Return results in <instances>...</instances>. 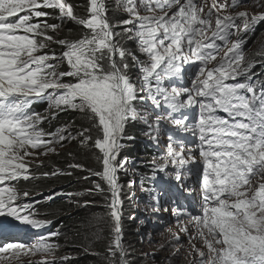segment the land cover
Listing matches in <instances>:
<instances>
[{
    "label": "snow or ice",
    "instance_id": "1",
    "mask_svg": "<svg viewBox=\"0 0 264 264\" xmlns=\"http://www.w3.org/2000/svg\"><path fill=\"white\" fill-rule=\"evenodd\" d=\"M262 22L264 0H0V264L75 259L56 256L62 233L45 234L53 221L35 199L60 193L21 187L60 176L91 184L67 195L103 201L75 202L104 208L93 235L103 236L101 222L110 234L104 254L82 250L105 264H131L122 218L133 195L125 187L135 181L120 180L129 173L121 153L134 123L165 148L153 176L171 166L176 182L193 172L199 181L200 213L175 211L178 231L168 229L160 247L177 256L183 233L187 264H264V46L252 56L245 48ZM69 23L78 35L61 36ZM38 102H47L43 112L34 110ZM68 112L86 125L45 127ZM72 142L98 150L99 168L69 152L64 168L40 170L41 157L59 156ZM161 210L168 211L151 205L153 214ZM21 230L26 241L15 234Z\"/></svg>",
    "mask_w": 264,
    "mask_h": 264
},
{
    "label": "trees",
    "instance_id": "2",
    "mask_svg": "<svg viewBox=\"0 0 264 264\" xmlns=\"http://www.w3.org/2000/svg\"><path fill=\"white\" fill-rule=\"evenodd\" d=\"M74 2L82 4L84 0H74ZM78 12L83 14V8H78ZM52 22V21H50ZM72 28V33H67V29ZM80 29L78 26L71 23L67 24L64 31L60 33L61 36L68 34L70 36L78 35ZM127 47L135 50L136 45L133 42H129ZM59 51V49H57ZM34 110L43 112L47 108V102H38L33 105ZM69 120H75L77 124L82 122L86 125V121L76 113H61L55 121L45 124L46 128H54L63 122ZM144 127L139 123L130 124L127 128L129 136L134 139L124 141L125 147L121 153L122 156L129 158V173L128 175L121 174L120 182L124 185L133 179L132 173L140 175L141 179L136 186V182L131 189L125 187V193L133 194L130 200L126 199L123 207L122 224L124 229L123 243L130 253L128 259L131 264H154L150 262V259H160L161 252L153 253L150 250V246L153 243V239L150 234L157 235L162 225L169 226L174 217L170 214L158 213L144 214L138 209L137 198L135 197V189H145L144 194L151 195V198L155 197V200L159 201L161 208L169 203L168 197H174L173 187L160 183V180L165 178V175L156 171L153 176L154 166L153 160L159 162L163 156V152L160 147H157L155 143L150 141L144 134ZM71 152L75 157V162L83 163L86 167L92 169H98L99 165L96 162V154L98 150H86L81 148L77 143L72 142L66 144L60 151V155H51L49 157H41L44 160L45 167L41 168V171H48L53 166L64 168L66 164L72 159L67 154ZM76 176L87 175L86 172L77 171ZM95 179V177H93ZM91 187V184L84 180L77 181L73 177L60 176L52 179H45L35 181V192L37 193H50L57 188H63L59 195L51 201H45L42 197L36 196V200H40L38 205L42 213L47 214V218L53 221L52 225L47 231H59L62 235L59 237L58 242L62 245L61 249L56 253L59 258L64 255L75 257L69 264H105V261L97 255L86 254L82 248L90 246V252L104 254L110 234L108 232L107 224L101 222L104 227V234L100 239H95V228L91 225L96 223L94 217H101L105 214V209L99 206H92L88 208L77 207L75 202L83 203L85 200L95 199L99 203H103L102 198L99 195L89 196L87 194L82 196H69L68 193L83 192L84 189ZM163 197L161 198V195ZM164 199V203H163ZM169 203V204H168ZM144 204V203H143ZM169 235V232L163 234ZM163 253L165 256L170 252V248H165ZM154 251V250H153ZM170 255V254H169Z\"/></svg>",
    "mask_w": 264,
    "mask_h": 264
},
{
    "label": "rangeland",
    "instance_id": "3",
    "mask_svg": "<svg viewBox=\"0 0 264 264\" xmlns=\"http://www.w3.org/2000/svg\"><path fill=\"white\" fill-rule=\"evenodd\" d=\"M250 11L252 9H249ZM262 46H264V22H262L261 24H259L255 30V34L247 40V44L245 45L246 50L248 51V55L252 56L255 52H257L258 50H260L262 48ZM259 70V65H257V68L254 69V71H258ZM181 135H189V134H181ZM161 149L163 152V156L165 155V148L163 145H161ZM162 156V157H163ZM174 169L169 166L167 169H165V171L160 172L163 175H165V178L160 180V183H165L166 185L173 187V190L175 192L174 197H168L169 203L171 205H166V203H164V199H163V203L165 204L164 208H167L168 211H163L161 210L160 213H164V214H170L173 215L174 217V221L169 225V226H164L162 225L160 227V231L158 232L157 235H154V233H151L150 236L153 239V243L150 246V250L153 253H158L161 252V258L160 259H150V262L154 263V264H187V260L184 259V249L188 247L186 239L183 236V233H181V237H182V243L184 245L183 248H181L180 254H178L175 257H172V252L174 249L170 248V247H166V248H170V252L168 255L166 254V256L163 254L166 250L165 248L162 249L160 247L161 244H166L168 239H169V235L164 236L163 234L168 232V229H171L172 232H177L178 231V227H177V217L175 215V211L177 210H186L188 212H191L193 214H199L200 213V209H201V203H200V187H199V181L198 178L195 174V172H193L191 175H188V178L184 181H181L180 183L176 182L175 179L173 177H170L169 175H167L168 172H173ZM133 179L136 182V186L137 184H139V181L141 179L140 175H136L133 174ZM185 185V186H181V185ZM187 186H190L193 190L192 191H188L187 190ZM21 187H27L30 189H34L35 190V182H33L32 184H21ZM135 197L137 198V202H138V209L140 212L144 213V214H148L151 213V205L154 203H159L158 200H154L151 198V195L149 194H144L145 193V189L139 190V189H135ZM163 197V194L161 195V198ZM144 203V204H143ZM168 203V204H169ZM163 209V208H161ZM16 223V222H14ZM23 228V226H21ZM16 235L19 236L21 241H26L29 237L30 234L26 233L25 231L21 230V231H17L15 232ZM177 247H179V245H177ZM154 250V251H153ZM164 251V252H163ZM22 259H24L25 261L28 259L27 257H22ZM32 259H39V257H32Z\"/></svg>",
    "mask_w": 264,
    "mask_h": 264
},
{
    "label": "water",
    "instance_id": "4",
    "mask_svg": "<svg viewBox=\"0 0 264 264\" xmlns=\"http://www.w3.org/2000/svg\"><path fill=\"white\" fill-rule=\"evenodd\" d=\"M62 189H63V188H57V189H55V190H53V191H51V192L58 193V192L61 191ZM48 194H50V193H46L45 196H47Z\"/></svg>",
    "mask_w": 264,
    "mask_h": 264
}]
</instances>
